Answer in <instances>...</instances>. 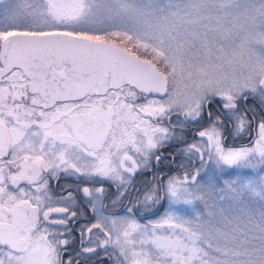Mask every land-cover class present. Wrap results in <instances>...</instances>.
I'll return each mask as SVG.
<instances>
[{
	"label": "snow or ice",
	"instance_id": "snow-or-ice-1",
	"mask_svg": "<svg viewBox=\"0 0 264 264\" xmlns=\"http://www.w3.org/2000/svg\"><path fill=\"white\" fill-rule=\"evenodd\" d=\"M0 264H264V0H0Z\"/></svg>",
	"mask_w": 264,
	"mask_h": 264
}]
</instances>
